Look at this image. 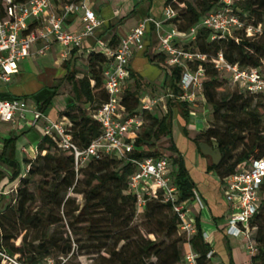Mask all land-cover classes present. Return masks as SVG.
Listing matches in <instances>:
<instances>
[{"label": "trees", "instance_id": "1", "mask_svg": "<svg viewBox=\"0 0 264 264\" xmlns=\"http://www.w3.org/2000/svg\"><path fill=\"white\" fill-rule=\"evenodd\" d=\"M178 4L183 7L178 9ZM166 5L177 12L176 18L171 20L177 30L187 33L200 23L203 16L220 7L221 0H166ZM232 8L242 20H247L246 24H249L247 22L252 17L256 20L251 25L264 23V0H235ZM2 15L0 5V17ZM211 37L210 29L198 26L194 40L185 43L183 48L206 55V61L188 63L187 67L195 70L200 63L204 69L202 93L204 101L210 106L213 121L211 125L199 130L192 141L198 150L201 142L218 144L222 159L217 165L212 163L209 170L214 171L222 182L239 165L248 168L251 159L264 157V101L261 96L242 92L234 84L236 91L224 94L223 81H230L213 67L211 60L222 54L226 61L237 63L243 68H256L264 75V33L249 37L243 30L231 29L222 37ZM117 44H114V39L109 43L112 47ZM154 59L165 63L166 57L159 52L154 55ZM64 66L67 69L64 79L72 95L60 116L71 123L70 134L74 143L84 148L102 132L93 114L106 100L103 75L106 57L102 50L90 52L88 74L81 78L76 77L69 62H65ZM163 68L168 70L164 87L180 95L183 68H170L166 63ZM129 78L134 80V89L127 86L123 88L121 105L125 115L133 116L140 112L142 92L139 89L143 84L142 78L134 72H130ZM52 89L51 94L38 103V111L44 113L51 106L57 94L56 87ZM174 105L180 111L182 129L187 134V102L170 99L166 113L159 116L143 113L145 123L134 134L133 150L128 158L108 155L91 158L78 170L72 152L60 150L54 140L43 135L37 144L35 159L26 160L29 168L22 174L16 159L18 137L14 135L4 139L0 163L10 170L9 179L15 182L16 195L14 203L0 214V250L6 251L22 264H42L56 255L76 257L82 251L94 255L92 264H184L186 250L181 254L177 247L180 243L185 248L191 245L198 254L197 264H211L207 257L210 247L204 241L201 230L198 228V232L191 237L180 234L179 219L170 205L160 199H149L144 211L148 221H156L161 225L158 230L148 232L155 235L154 239L145 238L132 225L137 210L136 196L128 190L129 177L135 172V166L130 160L161 156L156 149V142L161 137H167L170 141L168 157L172 165L176 166V169H171V177L179 190L180 200L194 198L195 183L189 176L183 155L172 139ZM36 175L43 177L37 188L42 201L40 205L35 204V195L29 189ZM3 177L0 171V181ZM69 192L82 194L84 201L81 206L77 204L73 210L69 209V205L75 202ZM259 195V209L251 221L250 237L257 247V253L250 257L252 264H264V184ZM164 212L165 219L162 218ZM64 218L80 244L76 251L72 249L69 237L64 240L56 230H51V227L62 223ZM75 226H79L80 230H75ZM23 232L25 234L21 242L15 244L14 240ZM29 235L31 238L27 240ZM160 235L174 237L169 256V248L163 246V241L158 242ZM82 238L87 247L81 246ZM152 258H155V262L150 261ZM228 264H233L231 259Z\"/></svg>", "mask_w": 264, "mask_h": 264}, {"label": "built area", "instance_id": "2", "mask_svg": "<svg viewBox=\"0 0 264 264\" xmlns=\"http://www.w3.org/2000/svg\"><path fill=\"white\" fill-rule=\"evenodd\" d=\"M53 0H0L3 15L0 17V84L9 83L12 77L19 73V63L31 55L33 44L42 42L39 54H44L53 42L63 46L62 59H66L70 50L81 48L87 38L94 37L96 44L102 49L106 57L104 69V89L106 100L93 114L94 119L101 126V134L84 148L79 147L72 140L70 134L71 123L65 117L58 121H49L43 127V135L49 136L57 143L60 150L71 151L76 170L83 167L91 158L100 156H117L128 158L133 150L134 134L144 125L143 113H155L156 110L167 111V102L176 99L195 104L197 90L203 98L204 69L199 63L195 70L187 67L188 63L206 61V55L193 52L175 44L180 34L195 38L198 26L212 31V39L222 37L231 29L243 30L249 37L260 32V25L246 24L233 10L235 0H221L216 10L207 13L197 26L190 28L187 33H180L176 26L173 30L163 32L162 22L152 17L142 19L124 37L120 38L117 46L112 47L100 38L96 32L102 26V20L95 11L87 5V0H69L65 2L59 12L52 6ZM74 14H79L82 29L71 32L65 28L66 20ZM163 15L165 20H173L177 12L171 6H166ZM150 26L159 40L160 51L165 54L168 67L182 69L180 87L182 93L175 95L169 91L164 95L143 97L140 99V112L133 116L124 114L121 105L123 86L129 77V61L135 51L145 48V35ZM213 67L242 92L249 95L261 96L264 101V75L253 67H241L237 63L226 61L222 54L211 60ZM204 100V98H203ZM205 102V101H204ZM31 112V125H35L44 114L38 110H29L27 103L21 98H4L0 96V122H13L17 115L24 118V114ZM135 172L129 177L128 190L136 196L137 214L143 213L149 199H160L169 204L173 213L179 219V233L191 237L198 232V226L190 217L187 202L181 201L179 190L171 177L172 162L168 156L146 157L131 159ZM248 168L237 167V170L222 182L225 200L231 205L232 213L227 219L225 231L233 237L242 236L247 240L246 253L249 257L257 253V247L251 240V221L259 209L262 184H264V157L251 159ZM29 168V165L26 169ZM196 192L194 191V196ZM199 206L203 203L199 196H195ZM203 238L208 236L203 234ZM183 256L184 264H197L198 254L187 245ZM210 250L207 257L212 255ZM0 264H22L6 251L0 250Z\"/></svg>", "mask_w": 264, "mask_h": 264}, {"label": "crops", "instance_id": "3", "mask_svg": "<svg viewBox=\"0 0 264 264\" xmlns=\"http://www.w3.org/2000/svg\"><path fill=\"white\" fill-rule=\"evenodd\" d=\"M67 1L69 0H53V10L59 12L61 6ZM86 3L102 20V26L96 32L95 37L104 40L108 44L112 39H114V44L119 43L120 38L124 37L146 17L160 20L163 32L171 31L175 27L171 20H165L164 18L163 11L167 6L166 0H151V4L149 0H87ZM82 26L79 14L71 15L65 22V28L71 32H79ZM190 38L192 37L180 34L176 38L175 44L183 46L189 42ZM144 40L145 48L141 51H135L130 58L129 77L130 72H134L136 76L142 78V84L147 89L142 91L141 98L164 95L169 92L163 85L168 70L163 68L165 63H161L157 59L152 60L155 54L161 52L159 40L153 26L148 28ZM41 47V41L33 44L31 55L19 63V73L14 75L9 83L0 84L1 97L24 99L29 110H37L38 103L51 94L52 88L56 87L57 89V94L52 99L51 106L45 110L44 117L38 120L35 125H31L32 118L27 119V114L31 115V112L25 113L24 118L17 115L13 122H0V152L4 139L14 135L17 136L16 159L21 168L29 165L26 160L35 159L37 155L36 147L43 136L44 125L49 121H58L64 118L60 116V112L65 109L70 99V95L66 93L68 86L64 79L67 73L64 66L65 62H69L71 69L75 71L76 77L81 78L88 74V55L90 52L102 50L96 44L94 37L87 38L81 48L70 50L66 59L61 57L63 46L58 42H53L44 54L38 52ZM129 77L123 88L131 82ZM132 81L134 80L132 79ZM151 88L157 90L158 93L149 91ZM194 94L197 98L195 104L187 103L189 122L186 128L195 130L193 132L187 131V136L181 131L184 135L183 143L182 145L178 144L177 141L175 143L184 157L189 174L199 172V175L193 181L195 183V196H199L203 207L199 206L194 196L193 199L187 202L190 217L195 220L202 234L208 236L204 241L213 252L210 257L211 264H228L230 259L233 264H252L251 258L246 253L247 240L242 236H230L225 231L226 222L232 213V208L224 198L221 182L215 172L209 170L210 165L213 163L212 159L210 156L202 154L201 150H198L197 145L192 141L199 131H196V129L201 125V119L195 111L197 103L202 104L201 110L207 109L206 103L199 92L194 90ZM60 95L61 99L56 101L60 98ZM179 112L178 107H175L173 117L179 118ZM153 114L159 116L162 115V112L156 110ZM187 154L192 156L190 162L186 159ZM0 169L9 170L2 163H0ZM209 173H211L210 176Z\"/></svg>", "mask_w": 264, "mask_h": 264}, {"label": "rangeland", "instance_id": "4", "mask_svg": "<svg viewBox=\"0 0 264 264\" xmlns=\"http://www.w3.org/2000/svg\"><path fill=\"white\" fill-rule=\"evenodd\" d=\"M191 1H193V0H191ZM176 7L178 9H181L183 7V5L182 4H178V5H176ZM255 20H256V18L252 17L251 19H249V21L247 23L254 24ZM245 21H247V20H245ZM258 25H260V33H264V23H261V24H258ZM191 40H194V39L190 38L189 41H191ZM87 71H88V68H87ZM130 81L131 82L127 84V88L134 89V85H133L132 79H130ZM223 88H224V91H223L224 94H231V93L236 91L235 86L233 84H231L230 82H227V81H223ZM144 89H147V88L142 85L139 90H140V92H142ZM66 90H68L66 93H68L71 96L72 92H71L70 87H68ZM149 91H151L153 93H158L157 90L152 89V88ZM60 99H61V95H60V98H58L56 101H59ZM201 106H202L201 103H197V107L195 109V111H197V116L200 117V119H201V122H200L201 125L196 129V131L206 128L208 125H211V123L213 121V116L211 114L210 106L206 103V106H207L206 110H201L200 109ZM175 107L176 106L174 105L173 109ZM31 118H32V114L31 115L27 114V119H31ZM172 122H173L172 137H173L175 143L177 141L178 144L182 145L183 139H184L183 136L184 135L187 136V134H185L183 132V129H182V126H181V120L179 118H177V117H174ZM194 130L195 129L187 128L188 132H190V131L193 132ZM181 131L183 132L184 135H182ZM169 144H170V141L168 140L167 137H161L156 142V149L158 150V152L161 155L169 156L170 155V151L168 150ZM186 157H187L186 159L190 162L192 156L191 155L189 156L187 154ZM185 164H186V162H185ZM189 165H190V163H189ZM26 167L27 166H23L21 168V173L22 174L25 172ZM173 167H175V169H176V166L172 165L171 166L172 170H173ZM0 171L3 172V174H4V177L0 181V214H1L7 206H9V205L14 203V198H15V195H16V188H15V182L10 181V179H9V176H10L11 172L9 170L8 171L7 170L4 171L2 169H0ZM192 173L193 174H189V176L191 177L192 180L199 175L198 171L197 172H192ZM210 175H211V173H209V176ZM42 178L43 177L39 176V175L34 176L32 178V181H31L30 185H29L30 191H32L34 193V195H35V198H36L35 199V204L36 205H40L42 203L41 199L39 198L38 192H37L38 185L42 183V180H43ZM69 195L72 196V198H74V200H75L74 204H70L69 205V209L70 210H73V208L77 204L81 206V204L84 201L82 194H76V193L69 192ZM62 209H63V207L61 208V214L63 216ZM162 218L163 219L166 218L165 212L162 215ZM132 225L136 226L138 228V230L140 231V233L142 234V236H144L147 239H154L155 235L152 234V233L148 234V232L149 231H153V230H158L160 228V226H161L160 223H158L156 221H148V219L144 215V212L140 213V214H137V213L135 214L133 222H132ZM74 228L77 231L80 230L79 226H75ZM51 230H56L58 236L62 237L64 240L67 237H69L70 240H71V243H72V249L74 251L77 250L78 245H80V244L76 241V238L72 234V229L67 224V220L65 218H64L62 223L58 224L57 226L51 227ZM16 231H18V230H16ZM24 234H25L24 232L21 233L14 240L15 244H19L21 242V239L24 236ZM0 237H1V233H0ZM30 238H31L30 235L27 236V240H29ZM173 239H174V237L167 238L164 235H160V237L158 238V242L163 241L164 242L163 246L165 248L166 247L169 248L167 250L168 256L171 255V252H172L171 247L173 246L172 245ZM81 244H82L81 246H83V247H87L88 246L87 243H84L83 238H82V243ZM177 247H179V249L181 251V254L183 253V251L186 250V248L183 245H181L180 243L177 244ZM102 254L107 257L106 253L102 252ZM93 257H94L93 254H89V253H86L85 251H82L81 255H78L76 257H74V256H72V257L71 256L62 257L60 255H56L52 259H47V260L43 261L42 264H92ZM169 259L171 261V258H169ZM150 261L155 262V258H152ZM170 261H168V262H170ZM98 264H101V263L99 262ZM174 264H181V263L178 262V263H174Z\"/></svg>", "mask_w": 264, "mask_h": 264}, {"label": "water", "instance_id": "5", "mask_svg": "<svg viewBox=\"0 0 264 264\" xmlns=\"http://www.w3.org/2000/svg\"><path fill=\"white\" fill-rule=\"evenodd\" d=\"M199 148L202 154L211 157L214 165H217L221 161L222 159L221 152L216 142H212L211 145H209L206 142H201L199 143Z\"/></svg>", "mask_w": 264, "mask_h": 264}]
</instances>
